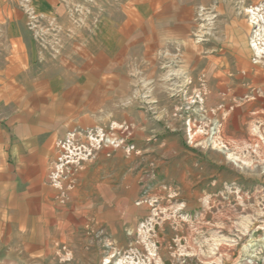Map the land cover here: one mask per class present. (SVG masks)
I'll return each instance as SVG.
<instances>
[{"label": "crops", "instance_id": "obj_1", "mask_svg": "<svg viewBox=\"0 0 264 264\" xmlns=\"http://www.w3.org/2000/svg\"><path fill=\"white\" fill-rule=\"evenodd\" d=\"M67 1L0 0V264H19L23 255L36 257L40 251L52 254L56 241L67 242L72 253L89 248L95 244L92 239H99L102 224L110 225L112 211L105 212L107 218L102 212V154L91 138L97 140L102 129L118 126L127 131L119 137L132 144L161 143L166 126L174 122L160 117L155 121L151 109H139L137 103L121 105L134 90L132 79L117 65L134 56L150 70L149 79L161 77L155 86L160 93L148 91L157 96L155 107H162V92L172 95L163 81H181L176 74L185 73L189 83L177 89L179 94L189 89L205 107L208 122L212 112L221 113L223 141L242 144L244 153L264 159V59L253 57L250 26L258 20L247 18H258L263 0H238L239 6L236 0H126L124 15L149 19L125 20L114 28L105 48L95 44L93 53L80 34L84 25L71 24ZM213 16L211 25L207 20ZM56 29L77 35L65 39L64 46L48 36L45 44L39 40L37 32L52 34ZM163 64L177 68L165 72ZM163 108V116L173 110ZM75 134L88 150L77 157V201L70 203L73 191L65 189L67 205L55 218L54 195L60 185L49 183L48 177L59 140ZM115 176L107 173L105 183L118 194L124 192L120 206L143 213L146 203L135 206L129 194L137 190L133 172ZM43 198L51 203L48 211L39 205ZM75 210L84 216L80 228H70Z\"/></svg>", "mask_w": 264, "mask_h": 264}, {"label": "rangeland", "instance_id": "obj_2", "mask_svg": "<svg viewBox=\"0 0 264 264\" xmlns=\"http://www.w3.org/2000/svg\"><path fill=\"white\" fill-rule=\"evenodd\" d=\"M68 2L71 24L84 25L80 34L84 35L89 53L97 49L95 44L105 48L104 43L109 41L114 28L125 20L149 19L124 15L122 7L126 0ZM239 3L236 0V6ZM258 6L262 8L258 18L249 14L247 17L249 22L251 18L258 20L256 26H250L249 44L254 59H264V0ZM214 18H208L209 24ZM37 35L44 44L48 36L64 46L65 39H72L77 32L56 29L52 34L37 32ZM54 50L58 52L57 48ZM144 67L146 65L137 56L127 64L117 65L120 72L132 79L130 86L134 90L121 105L127 107L137 103L139 109L141 105L151 109L155 121L160 117L159 121L173 118L174 122L166 126L161 143L132 144L119 137L120 133L127 136V131L118 126L115 130L102 129L97 133V140L96 136L91 138L102 154V212L107 218L105 212L112 211L108 212L110 225L105 228L102 224L101 233L97 235L99 239H92L95 244L89 248H76L72 253L67 242L56 241L52 254L40 251L36 257L23 255L19 264H264V159L244 153L242 144L223 141L218 121L221 113L212 112L213 121L208 122L205 107L189 89L179 94L177 89L189 83L185 73L177 72L181 81H163L164 90H172V95L162 92V107H155L157 96L152 97L148 91L160 93L155 91V86L161 83V77L149 79L150 70ZM161 67L168 72L175 71L177 65L163 64ZM170 77H175V73ZM163 107L173 110L163 116ZM234 130L237 131L231 129V132ZM152 131L157 134V128ZM114 137L119 142L109 144L108 139ZM57 147L59 154L48 177L49 183L60 185L54 195L55 218L63 211L62 206L67 205L65 189L74 193L70 195V203L77 201V157H81L80 151L86 150L76 134L70 140H59ZM84 153L88 154V150ZM126 171L133 172L137 186L136 191L129 193L135 198V206L146 203L144 209L139 208L143 212L140 215L136 207L120 206L125 203L124 192L118 194L105 183L107 173L109 178L115 179L116 172L124 174ZM67 174L70 176L68 183ZM117 204L119 207L115 209ZM39 205L43 211L51 209V203L44 198ZM115 210L118 214H114ZM83 217L78 210L70 214V228L75 225L80 228ZM74 238L76 242L79 237ZM41 241L39 239L40 246Z\"/></svg>", "mask_w": 264, "mask_h": 264}, {"label": "built area", "instance_id": "obj_3", "mask_svg": "<svg viewBox=\"0 0 264 264\" xmlns=\"http://www.w3.org/2000/svg\"><path fill=\"white\" fill-rule=\"evenodd\" d=\"M108 141L110 142L109 144H112V145H116L119 142V141H117V138H115V137L113 139H108Z\"/></svg>", "mask_w": 264, "mask_h": 264}]
</instances>
